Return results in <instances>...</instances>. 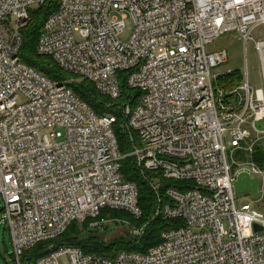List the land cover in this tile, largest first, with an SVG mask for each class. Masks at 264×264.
Segmentation results:
<instances>
[{"label": "built area", "instance_id": "obj_1", "mask_svg": "<svg viewBox=\"0 0 264 264\" xmlns=\"http://www.w3.org/2000/svg\"><path fill=\"white\" fill-rule=\"evenodd\" d=\"M45 1L0 0V207L14 264H60L63 256L69 264H264V216L251 203L238 206L234 185L246 172L259 179L264 199L256 161L264 144V38L252 37L264 27V0L59 1L37 53L111 100L121 96L124 76L138 94L123 108L126 155L116 116H99L69 81H52L21 60L30 12ZM127 18L134 31L123 42ZM227 33L255 42L261 88L246 72L245 81L219 89L213 71L227 64V51L208 46ZM127 158L156 196L152 220L178 222L159 243L114 259L52 244L22 261L74 223L130 225L100 218L105 209L140 220L139 189L122 173ZM148 226H131V236L142 238Z\"/></svg>", "mask_w": 264, "mask_h": 264}, {"label": "trees", "instance_id": "obj_2", "mask_svg": "<svg viewBox=\"0 0 264 264\" xmlns=\"http://www.w3.org/2000/svg\"><path fill=\"white\" fill-rule=\"evenodd\" d=\"M59 1L60 0H46L43 5L38 7V9L34 10L33 8L31 10V19L27 27L23 30L24 42L20 52L21 60L25 64L43 73L48 79L56 82L65 81L67 79L66 77H68V73L63 71L52 58L39 55L37 53V45L44 24L49 16L58 9ZM242 80V76L236 71H233V73L219 78L220 88L228 90ZM69 87L73 89L74 93L82 101L90 105L99 116L114 115L117 117V122L114 125V133L118 140L120 152L124 155L128 154L131 151V144L129 142L128 133L124 127L125 119L123 116V108L127 103L135 104L138 94L135 91L133 93L132 90L122 85L121 96L117 100H111L102 95L96 87L88 81H83L80 84H69ZM256 161L262 168H264V153L262 146L257 150ZM122 173L127 181L135 183L139 189V204L143 211V216L140 220H136L128 212L105 209L102 211L100 218L128 219L130 224L129 229L131 226L139 227L149 223L146 233L142 238H134L130 234V237L120 238L114 242L106 244L84 236L82 231L85 230L90 233L100 232L109 229V225L92 229L89 226L90 221L81 224L74 223L62 236L51 241L40 243L35 248L28 251L22 258V261L30 262L44 256L48 247L52 244L78 247L85 253L97 254L109 259H114L122 252H147L150 247L159 243L162 232L167 228L175 226L178 222L164 219L163 216L152 220L155 212L156 196L149 184L140 174V171L135 167L134 159L127 158L123 161ZM148 175L151 176V174ZM0 213H2L1 209ZM113 225L116 227L119 226L120 223L115 222ZM121 225H123V223H121ZM11 257L13 259L12 254Z\"/></svg>", "mask_w": 264, "mask_h": 264}, {"label": "rangeland", "instance_id": "obj_3", "mask_svg": "<svg viewBox=\"0 0 264 264\" xmlns=\"http://www.w3.org/2000/svg\"><path fill=\"white\" fill-rule=\"evenodd\" d=\"M38 9L35 7L34 10ZM134 31V22L131 18H127L125 21V29L123 34L121 35V40L123 42H128L130 37L132 36ZM252 37L256 41H260L264 38V27H259L255 30ZM226 50L228 55V62L220 66L219 68L213 71V74H218L223 77L229 69L232 71H236L239 73L243 81L246 80V72L248 76V81L253 88H261L262 87V79H261V60L258 51L256 50L255 42L250 40L246 43L239 40L236 33H227L220 37L219 39L213 41L212 44L208 46V52H216L219 50ZM68 77L65 81H69L70 84H80L81 81L79 78H76L70 74H67ZM121 84L125 85L124 76L121 77ZM220 83V82H219ZM218 83L219 89L220 84ZM134 93V91H133ZM24 98L19 99V103H24ZM264 126V124H263ZM43 133H49V131L45 130ZM263 153H264V144L262 145ZM233 159L240 163L245 161L242 155H235ZM251 203L253 207L258 210L264 216V199L260 196L258 198L253 197L250 193L238 194V206L242 207L243 205ZM2 205V201L0 200V206ZM1 209V207H0ZM126 220V219H125ZM127 221H129L127 219ZM0 264H14L13 259L11 257L12 254V245L11 239L8 231L6 230V226L3 221V214L0 213ZM129 223V222H128ZM115 222L109 223V229L102 230L100 232H88L82 231V234L86 237L93 238L95 241H100L102 243H111L120 238L130 237V229L128 224H123L114 227ZM111 228V229H110ZM113 228V229H112ZM88 239V238H86ZM57 245V244H55ZM60 264H69V259L67 256H63L59 260Z\"/></svg>", "mask_w": 264, "mask_h": 264}, {"label": "water", "instance_id": "obj_4", "mask_svg": "<svg viewBox=\"0 0 264 264\" xmlns=\"http://www.w3.org/2000/svg\"><path fill=\"white\" fill-rule=\"evenodd\" d=\"M235 191L237 194L250 193L253 197L258 198L260 195V181L252 178L248 173L242 172L235 182ZM256 230H262L260 226H255Z\"/></svg>", "mask_w": 264, "mask_h": 264}]
</instances>
